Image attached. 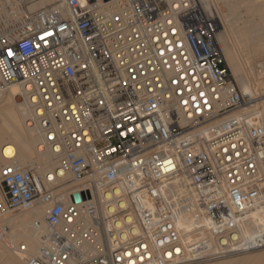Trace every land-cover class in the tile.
Here are the masks:
<instances>
[{"label": "built area", "instance_id": "1", "mask_svg": "<svg viewBox=\"0 0 264 264\" xmlns=\"http://www.w3.org/2000/svg\"><path fill=\"white\" fill-rule=\"evenodd\" d=\"M218 29L200 0H0V85L23 86L56 163L0 167V215L45 207L37 251L17 246L25 264L264 249V111L232 80Z\"/></svg>", "mask_w": 264, "mask_h": 264}, {"label": "bare ground", "instance_id": "2", "mask_svg": "<svg viewBox=\"0 0 264 264\" xmlns=\"http://www.w3.org/2000/svg\"><path fill=\"white\" fill-rule=\"evenodd\" d=\"M81 1L85 2L86 0ZM200 1L208 11L214 10L213 13L217 17L219 23V29L216 34L217 39L224 49V58L227 61L226 64H228L227 66L231 70L233 78L240 83L241 91L243 93H250L253 97L254 95H256V97L259 96L263 88L256 87L258 85L249 84L246 77L243 75V77L241 76L242 69L237 62L240 60H237V55H235L237 52L234 51V49L237 48H234V44L233 47L231 46L232 43L229 42V35L233 30L235 32L234 27L236 26V20H234V16L235 14L239 16L238 11L243 7L246 16L244 17V21L247 26V29L243 28L246 31L244 35L248 36L246 37L250 42L248 46L249 52L251 53L250 56H257L262 49L264 37L260 30L261 25L264 24L263 0ZM241 20H243V18ZM238 34L240 35L241 32ZM233 36L230 39H232ZM0 100L5 101V103L2 104L3 107L0 106V167L11 162H16L24 167L34 168L39 174L53 172L56 165L53 156L50 151L39 147V132L37 128L28 121L30 117V108L23 98V86L18 82L11 83L6 87H1L0 85ZM257 107H262L264 111V101L250 106L251 109ZM262 119L264 125V112ZM58 175L61 176L62 174L58 173ZM77 184L78 185H74L72 189L77 190L83 187L82 183ZM44 210V206H34L32 208L23 209L19 213L16 212L15 214H7L0 217V225L3 223L2 225L7 226L5 235L0 236V264H25L23 255L17 250V246L21 243L26 244L29 253H35L37 251L38 233L34 229L33 222L42 219ZM109 211H113V207H110ZM257 224L258 222L253 220L252 226L256 227ZM262 256L264 257V255ZM255 260L260 262V257L255 258L254 261ZM250 261H252V259ZM219 264L233 263L223 262Z\"/></svg>", "mask_w": 264, "mask_h": 264}, {"label": "rangeland", "instance_id": "3", "mask_svg": "<svg viewBox=\"0 0 264 264\" xmlns=\"http://www.w3.org/2000/svg\"><path fill=\"white\" fill-rule=\"evenodd\" d=\"M263 2H264V0H263ZM241 9H239V11H238V15L239 16H237V14H235V16H234V18H235L234 20H236L235 21V25L236 26L234 27L235 32L233 30V32L229 35V42L232 43L231 44L232 47H233V44H234V48L235 47L237 48V49H234V51L237 52V53H235V55H237V58H238L237 60H240V61H237V62L240 64V67L242 69L241 72L243 74L241 73V76L243 75L244 77H246V80L248 81L249 84H253L255 86L258 85L256 87L263 88L261 90L259 96H257V97H256V95H254V97H253L249 93L252 96V98H253L252 103L255 104V103L264 101V94H263L264 93V68L260 67V64H259V63L262 62L263 56H264V37H263V44H262L261 51L257 54V56L251 57L250 56L251 53L249 52V48H248L250 42L248 41L249 40L247 38L248 36L244 35V34H246V31L244 29H247L246 23L244 21V19H245L244 17H246V16H245V13H244V10H243L244 8L241 7ZM239 12H240V14H239ZM241 15H243V16H241ZM263 16H264V13H263ZM240 18L241 19L243 18V20H241ZM243 23H244V25H243ZM262 24H263V22H262ZM263 25H261V29L260 30H261V33H263V35H264V26ZM242 30H244L245 32L242 31ZM236 31H237V33H236ZM240 32H241V34L239 35L238 33H240ZM232 36H233V38L230 39ZM234 37H235V39H234ZM245 38H246V40H245ZM234 40H236L237 42L234 41ZM218 43H219V40H218ZM219 45L221 46L220 43H219ZM222 49H223V47H222ZM223 52H224V49H223ZM225 61H226V59H225ZM226 63H227V61H226ZM229 72H230L232 80L236 83L238 88L241 90L240 83L233 78L230 69H229ZM255 82H256V84H255ZM4 103H5L4 100H0V106H2V104H4ZM77 183H78L77 181H70L69 182L70 187H74V185L75 186L78 185ZM0 199H1V197H0ZM21 211H22V209H17V210H14L12 212H9L7 214H15L16 212L19 213ZM7 214H4V215H7ZM4 215H0V217L4 216ZM262 255H264V249H261V250L255 251V252H251V253H244V254H238V255H232V256H226V257H219V258L212 259V260H209V261H203V262L194 263V264H217V263L219 264V263H223V262H228V263H233V264H264L263 263L264 262L263 261L264 257ZM261 256L263 257L262 260H261V258H262ZM259 257H260L259 261L261 263L258 262V260L254 261L255 258H259ZM251 259H252V261H250ZM252 262H254V263H252Z\"/></svg>", "mask_w": 264, "mask_h": 264}, {"label": "water", "instance_id": "4", "mask_svg": "<svg viewBox=\"0 0 264 264\" xmlns=\"http://www.w3.org/2000/svg\"><path fill=\"white\" fill-rule=\"evenodd\" d=\"M89 1H92V0H89ZM85 196H88V194H84V193H79V192H75L73 195H72V198H73V201L75 203H79L81 202L82 199L85 198Z\"/></svg>", "mask_w": 264, "mask_h": 264}, {"label": "snow or ice", "instance_id": "5", "mask_svg": "<svg viewBox=\"0 0 264 264\" xmlns=\"http://www.w3.org/2000/svg\"><path fill=\"white\" fill-rule=\"evenodd\" d=\"M13 53L11 52V50H9L8 55L11 56Z\"/></svg>", "mask_w": 264, "mask_h": 264}]
</instances>
